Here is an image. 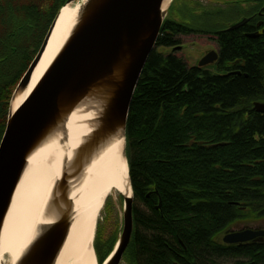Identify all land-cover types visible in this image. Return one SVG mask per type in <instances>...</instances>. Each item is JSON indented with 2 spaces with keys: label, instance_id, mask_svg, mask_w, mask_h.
<instances>
[{
  "label": "trees",
  "instance_id": "obj_1",
  "mask_svg": "<svg viewBox=\"0 0 264 264\" xmlns=\"http://www.w3.org/2000/svg\"><path fill=\"white\" fill-rule=\"evenodd\" d=\"M181 1L196 15L203 11L198 18L215 16ZM60 7L0 0V142L12 95ZM190 35L214 37V71L190 66L179 53ZM257 101H264V41L166 19L127 120L134 232L125 255L132 264H264V241L220 239L238 223L264 221V114L253 109ZM103 240L98 230L100 264L118 232L110 233L107 256Z\"/></svg>",
  "mask_w": 264,
  "mask_h": 264
},
{
  "label": "water",
  "instance_id": "obj_2",
  "mask_svg": "<svg viewBox=\"0 0 264 264\" xmlns=\"http://www.w3.org/2000/svg\"><path fill=\"white\" fill-rule=\"evenodd\" d=\"M77 1L67 0L61 9ZM165 1L87 0L71 36L42 78L17 110H9L0 142V237L29 157L64 126L74 110L83 103L92 102L98 113L95 129L76 150L53 188L50 207L56 221L37 236L17 264H56L73 218L71 181L82 174L99 148L120 132L125 139L124 154L130 178L127 120L135 90L150 54L156 49L173 0L163 9ZM59 12L18 90L29 85ZM217 60L218 53L209 51L197 67L207 68ZM254 109L264 114V103H255ZM121 195L124 201L122 232L115 248L102 264H119L133 237L134 192L130 197ZM257 240H264V229L231 231L223 237L225 244H245Z\"/></svg>",
  "mask_w": 264,
  "mask_h": 264
},
{
  "label": "bare ground",
  "instance_id": "obj_3",
  "mask_svg": "<svg viewBox=\"0 0 264 264\" xmlns=\"http://www.w3.org/2000/svg\"><path fill=\"white\" fill-rule=\"evenodd\" d=\"M86 1L78 0L60 10L29 85L24 89H15L11 112L24 102L59 54L77 25ZM170 2L166 0L163 9ZM255 103L264 101L254 102L253 109ZM97 117L96 105L89 101L83 103L74 110L67 123L29 157L1 232L0 264H17L37 236L56 221L50 207L53 188L76 150L95 129ZM124 149L123 133L115 134L99 148L82 174L71 181L73 218L56 264H97L93 244L101 211L114 194L133 196Z\"/></svg>",
  "mask_w": 264,
  "mask_h": 264
},
{
  "label": "rangeland",
  "instance_id": "obj_4",
  "mask_svg": "<svg viewBox=\"0 0 264 264\" xmlns=\"http://www.w3.org/2000/svg\"><path fill=\"white\" fill-rule=\"evenodd\" d=\"M188 1H189V3L199 2V4L204 7V10L216 12L214 14L215 16L212 15V19H209V20H207L205 18L204 19L198 18V16L200 14H202L203 11L198 10L197 15H196L195 10H188V9H185L183 7V1H181V0L174 1L173 0L169 6L167 18L178 19V20L188 24L192 28H196V27L199 29H208L209 28V30H217L221 27L235 23V21L238 20V17H239L238 12H229L228 11L229 7L232 6L233 1H235V0H188ZM65 4H63V5H65ZM188 6H191V4L190 5L188 4ZM213 22L219 23V24L213 25ZM182 40H183V44L181 45V49H180L179 53H181V55L184 57V59L187 61V63L190 66H197L200 59L208 51L216 50V48H217L216 41L213 39L212 36L209 37L208 35H190L187 37L186 36L183 37ZM39 50H40V48H39ZM171 50L172 49L160 48L159 52L166 54V53H169ZM210 70L214 71V68H210ZM22 78H21V80H22ZM21 80H20V82H21ZM20 82H19L16 90L18 89ZM15 91H14V93H15ZM14 93H13V95H14ZM123 210H124V201H123L122 197H120L119 194L118 195L114 194L112 197H110L107 200L103 210L101 211V214H100L98 221H97V227H96L94 244H93V249L95 252L97 264H100L99 263L100 258H99V255H97V251L95 249L97 232L99 230L103 234L104 240L101 243V245H102L101 248H102V255L105 256L107 254L108 243H109L108 238L110 236V233L112 231L113 232L117 231L118 232V239L120 238V234L122 232V226H123ZM247 228L264 229V221H260V222H256V223L251 222V221L250 222H241V223H238L237 225H235L233 228H231L230 232L231 231H241V230L247 229ZM224 236H225V234H223L220 237V239L222 240ZM115 246H116V244L114 245V248H115ZM110 254H111V252H110ZM119 264H132V263L129 261V259L124 254L122 256Z\"/></svg>",
  "mask_w": 264,
  "mask_h": 264
},
{
  "label": "flooded vegetation",
  "instance_id": "obj_5",
  "mask_svg": "<svg viewBox=\"0 0 264 264\" xmlns=\"http://www.w3.org/2000/svg\"><path fill=\"white\" fill-rule=\"evenodd\" d=\"M53 1L55 4V7L59 6V5H61V7H62V5L67 2V0H53ZM197 3H199V2H192V3H189V5L191 4V6H192V5H195ZM60 8H59V10H60ZM59 10L57 11V13L59 12ZM228 11L239 13L238 20H236L235 23L221 27L217 30H209V28L203 29V30H205V32H208V33H214V32H219V31L240 30L248 39H251L254 41H264V0H235V1H233L232 6L229 7ZM57 13H56V15H57ZM56 15H55V17H56ZM55 17H54V19H55ZM209 19L210 18H208L207 20H209ZM173 20L176 22H182V21H180L178 19H174V18H173ZM242 21H245L242 26L232 29L236 24L241 23ZM218 24L219 23L213 22V25H218ZM195 29L202 30V29H199L197 27ZM208 36L210 37V35H208ZM213 39H214V37H213ZM40 48H41V46H40ZM179 51H180V49H179ZM213 51H216L218 53V60H217V62H218L219 61L218 45H217L216 50H213ZM217 62L214 65L207 67V69L214 68V66L217 64ZM262 241H264V240H262Z\"/></svg>",
  "mask_w": 264,
  "mask_h": 264
}]
</instances>
